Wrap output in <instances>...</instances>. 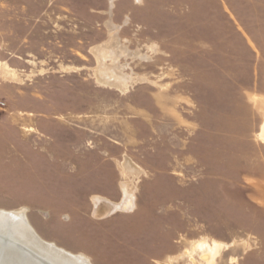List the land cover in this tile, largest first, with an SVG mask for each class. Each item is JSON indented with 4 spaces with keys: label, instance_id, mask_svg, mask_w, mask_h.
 I'll use <instances>...</instances> for the list:
<instances>
[{
    "label": "rangeland",
    "instance_id": "374dc122",
    "mask_svg": "<svg viewBox=\"0 0 264 264\" xmlns=\"http://www.w3.org/2000/svg\"><path fill=\"white\" fill-rule=\"evenodd\" d=\"M263 126L264 0H0V210L91 264H264Z\"/></svg>",
    "mask_w": 264,
    "mask_h": 264
},
{
    "label": "bare ground",
    "instance_id": "6f19581e",
    "mask_svg": "<svg viewBox=\"0 0 264 264\" xmlns=\"http://www.w3.org/2000/svg\"><path fill=\"white\" fill-rule=\"evenodd\" d=\"M263 134L264 126L262 128ZM127 161L123 162V169L125 171L133 170V165ZM94 203L96 213L103 212V214L118 209L122 210L127 206L126 200H123L120 204H105L104 202L102 204L100 198H95ZM223 247L225 246L215 241L208 243L206 240H201L192 243L190 249L185 250L180 257H188L191 264H214L215 257L219 255ZM194 256H197L199 261H196ZM173 259L175 258H170V260ZM0 264L91 263L83 255L72 254L59 248L54 243L42 240L29 224L25 210L21 209L19 211L0 210Z\"/></svg>",
    "mask_w": 264,
    "mask_h": 264
}]
</instances>
